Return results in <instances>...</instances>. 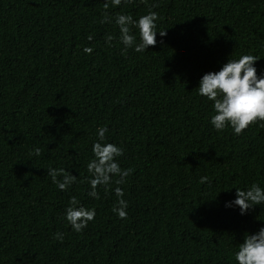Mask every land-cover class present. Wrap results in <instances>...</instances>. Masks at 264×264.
<instances>
[{
  "label": "trees",
  "instance_id": "1",
  "mask_svg": "<svg viewBox=\"0 0 264 264\" xmlns=\"http://www.w3.org/2000/svg\"><path fill=\"white\" fill-rule=\"evenodd\" d=\"M149 11L166 35L125 51L116 17ZM242 54L264 73V0H0V264H236L264 203L244 215L224 204L264 188V122L215 130L197 86ZM101 126L129 175L92 197ZM49 168L75 179L60 190ZM73 197L96 213L79 233L65 219Z\"/></svg>",
  "mask_w": 264,
  "mask_h": 264
},
{
  "label": "clouds",
  "instance_id": "2",
  "mask_svg": "<svg viewBox=\"0 0 264 264\" xmlns=\"http://www.w3.org/2000/svg\"><path fill=\"white\" fill-rule=\"evenodd\" d=\"M113 4L119 5L121 0H112ZM107 7V5H105ZM107 17L102 20L105 22ZM158 17L154 11L133 19L130 15L120 14L116 17L115 23L119 27L120 42L126 51L132 48L136 52H143L149 46L155 45L156 35L161 37L166 32L157 31ZM130 26H134L139 33V43L137 37L130 34ZM112 37H108L111 40ZM86 53L92 51L85 48ZM257 57L253 54H242L238 59H228L215 72L204 73L198 82V94L212 102L214 114L211 115L209 123L217 131H223L226 127H231L235 135H239L250 124L257 121L264 122V73L257 75L255 61ZM106 127H98L96 130L97 141L92 144L94 158L87 164V169L91 173L89 180V195L96 197V187L107 184L112 176H119L117 184L122 183L129 175V170H121L115 158L123 154V149L116 144L105 141ZM40 154V149L35 150V155ZM62 169H48V174L56 183L60 190H65L75 179L71 174H64L62 182L57 180V175L63 173ZM118 197H122L119 188L115 189ZM118 207L114 209L121 219L127 218V202L118 200ZM264 203V188L259 184H252L246 190L235 188V198L225 201L224 206H238L240 214L254 205ZM94 208H85L78 205L73 197L69 206L65 209V219L70 227L77 233L81 232L89 221L95 217ZM56 239H62V233L55 234ZM236 264H264V226L253 233H246L239 243L238 249L233 253Z\"/></svg>",
  "mask_w": 264,
  "mask_h": 264
}]
</instances>
